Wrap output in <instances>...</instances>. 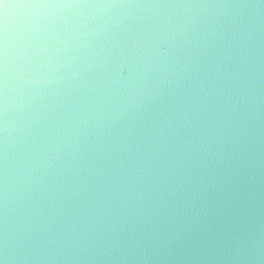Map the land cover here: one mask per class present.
Wrapping results in <instances>:
<instances>
[{"label":"clouds","instance_id":"1","mask_svg":"<svg viewBox=\"0 0 264 264\" xmlns=\"http://www.w3.org/2000/svg\"><path fill=\"white\" fill-rule=\"evenodd\" d=\"M0 264H264V0H0Z\"/></svg>","mask_w":264,"mask_h":264}]
</instances>
